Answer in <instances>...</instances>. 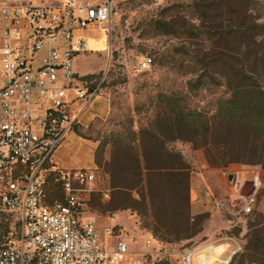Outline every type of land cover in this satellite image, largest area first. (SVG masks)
<instances>
[{"label": "rangeland", "instance_id": "rangeland-1", "mask_svg": "<svg viewBox=\"0 0 264 264\" xmlns=\"http://www.w3.org/2000/svg\"><path fill=\"white\" fill-rule=\"evenodd\" d=\"M29 1L43 5L106 2ZM112 3L109 22L75 32L92 50L77 56L75 68L89 86L101 84L102 95L83 113L81 124L74 127L53 159L66 169H90L93 147L88 140L99 149L110 134L122 131L127 134L129 126V130L147 129L162 134L168 148L182 155L188 179L177 184L178 193L176 181L168 176H150L146 184L134 187V177L125 174L124 184L132 189L121 194L113 191L108 201L96 194L84 209L86 216L99 221L102 238L105 228L113 229V239L108 238V243L113 245L117 240L127 243L130 254L123 264H181V253L208 245L220 247V251L240 246L241 251L229 264H264V148L234 133L227 137L218 131L206 139L184 129L168 132L155 122L158 93L182 92L191 107L212 112L215 100L226 96V89L214 85L207 76L204 87L198 91L190 90L189 82L207 72L214 75L231 72L243 64L247 71L255 70L256 54L264 57V0H112ZM158 22L169 24L171 33L155 29ZM238 28L245 30V34L229 35ZM144 58L152 60L151 67L145 70L139 66ZM260 82L264 88V79ZM109 104V115L95 118L90 126L88 123L94 117L106 115ZM177 137L183 140H176ZM251 168H258L261 173V187L252 213H242L240 201L228 210L214 211L213 201L224 196L215 190L204 208L210 212L201 214V219L187 218L191 175L208 174L213 179L218 176L225 182L224 172L238 173L242 179ZM206 180L211 183L208 177ZM250 192V183H245L241 194ZM192 211L196 212V207ZM0 223V234L6 228L19 231L14 216H0ZM148 240L150 249L145 247ZM147 251L155 253L154 259L144 255ZM246 253L249 255L242 257Z\"/></svg>", "mask_w": 264, "mask_h": 264}, {"label": "built area", "instance_id": "built-area-1", "mask_svg": "<svg viewBox=\"0 0 264 264\" xmlns=\"http://www.w3.org/2000/svg\"><path fill=\"white\" fill-rule=\"evenodd\" d=\"M112 0L105 3L39 4L12 0L0 4V216L18 219L0 246V264H123L130 254L123 240L102 238L95 217L85 207L92 196L111 199L100 169H65L53 162L55 151L81 122L83 113L102 95L101 84L89 86L75 68L87 43L75 32L109 22ZM152 65L144 58L141 69ZM242 179L224 172L231 192L214 200L222 212L240 201L252 213L261 173L251 168ZM245 183L251 192L241 194ZM113 239V229L103 230ZM151 248V241L145 244ZM211 245L180 254L181 264H229L241 251L233 246L227 259L208 256ZM154 252L147 251L154 259ZM154 264V262L152 263Z\"/></svg>", "mask_w": 264, "mask_h": 264}, {"label": "trees", "instance_id": "trees-1", "mask_svg": "<svg viewBox=\"0 0 264 264\" xmlns=\"http://www.w3.org/2000/svg\"><path fill=\"white\" fill-rule=\"evenodd\" d=\"M155 29L171 33V27L166 22H158ZM241 33L245 34V30L242 31L238 28L229 35L239 36ZM241 54L242 48L238 50L237 59ZM254 67V71H247L243 64L232 68L231 72H222L216 75L207 72L206 75H201L196 80L189 82V89L198 91L204 87L203 80L207 76L214 85L226 89V96L215 100L212 112L191 107L188 104L189 98L182 92L158 93L155 122L165 131L184 129L195 137H205L206 139L214 136L218 131H222L227 137L234 133L241 136L246 142L253 140L264 148V88L260 82V79H264L263 56L256 54ZM92 122L89 124L90 126ZM129 129L127 126V134L123 131L110 134L101 142L96 154L97 161L101 162L105 147L111 145L114 148L109 166L112 181H114L113 191L116 194H121L132 189L124 184L123 177L125 174H129L136 180L134 187L146 184L150 176H168L176 181L175 189L180 193L177 184L188 179L186 162L182 155L168 148V143L162 134L153 133L147 129L139 131ZM126 135L129 137L128 140ZM180 137L175 139L183 140ZM188 141L193 142L192 140ZM208 164L210 167L212 166L211 162ZM126 208L131 209V207ZM198 217L201 219V215ZM187 218L191 220L189 212ZM9 232L10 230L6 228V231L0 234V246L4 243L3 239L8 236ZM248 255L249 253H246L242 257Z\"/></svg>", "mask_w": 264, "mask_h": 264}, {"label": "crops", "instance_id": "crops-1", "mask_svg": "<svg viewBox=\"0 0 264 264\" xmlns=\"http://www.w3.org/2000/svg\"><path fill=\"white\" fill-rule=\"evenodd\" d=\"M11 1L12 0L0 1V4L9 3ZM75 37L79 38V36H77V35H75ZM76 71L78 72L77 68H76ZM109 113H110V104H109V111L106 113V115H104L102 117H94L88 124H90L95 118L107 117L109 115ZM80 124H81V122H80ZM88 142H90L92 144V147H93L92 148L93 155L91 158H89L88 166L90 169H100L106 174V176L108 178L109 186L113 192L114 181H112V175H111V172L109 171V166H110L112 158H113L114 148L111 145L106 146L105 149L103 150V153H102V160H101V162H98L96 159V153H97L98 145H96L94 142H92L90 140H88ZM53 162L58 167L66 169V167H62L63 165H61L56 160L53 159ZM207 177H208V179H210L211 183L207 182L208 181V180H206ZM215 190H217L218 192L224 193L223 198L226 197L231 192V190L228 186V180L225 179V182H224L218 176H215V179H213V176H208V174H201L200 176L191 175L190 176L189 216L194 217V216H199V215L206 213V212H210L208 210H204V208L206 206V203H208L207 201L211 200L210 197L214 196ZM94 196L95 195H93L92 198ZM213 203H214V201H213ZM194 207H196V212L192 211V209ZM103 239H106V241L108 240V238H105V236ZM219 248L220 247L211 246V248L208 250V256L210 258L224 260V259H227V257L229 256V254L231 253V251L233 249V247L231 248V250L224 248L223 251H220ZM194 264H200V263L197 260L194 262Z\"/></svg>", "mask_w": 264, "mask_h": 264}, {"label": "bare ground", "instance_id": "bare-ground-1", "mask_svg": "<svg viewBox=\"0 0 264 264\" xmlns=\"http://www.w3.org/2000/svg\"><path fill=\"white\" fill-rule=\"evenodd\" d=\"M92 44V43H91ZM94 46V45H93ZM95 47V46H94ZM92 51V50H91Z\"/></svg>", "mask_w": 264, "mask_h": 264}]
</instances>
